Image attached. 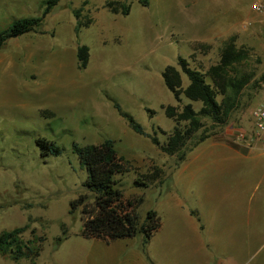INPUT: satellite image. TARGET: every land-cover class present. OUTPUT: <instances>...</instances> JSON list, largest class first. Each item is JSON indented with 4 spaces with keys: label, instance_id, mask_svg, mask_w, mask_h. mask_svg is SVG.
<instances>
[{
    "label": "rangeland",
    "instance_id": "374dc122",
    "mask_svg": "<svg viewBox=\"0 0 264 264\" xmlns=\"http://www.w3.org/2000/svg\"><path fill=\"white\" fill-rule=\"evenodd\" d=\"M45 1L0 0V30L39 15ZM105 1L60 0L36 30L9 38L0 49V233L26 226L22 239L40 247L34 260L0 252V264H264V153L245 157L231 148L239 146L233 132L251 126L250 112L260 101L264 16L251 9L252 0H203L198 6L188 0H120L130 5L126 15L110 11ZM75 9L81 20L90 19L88 26L77 29ZM213 22L219 30L204 42L209 47L194 49L199 42L187 37ZM230 38L245 53L238 67L249 82L227 123L201 118L197 134L214 129L176 166V156L135 133L114 104L165 141L175 122L163 106L177 101L161 72L167 64L176 66L178 55L207 69ZM80 45L89 47L83 69L75 55ZM187 102L182 95L180 104ZM38 137L55 140L62 153L41 156ZM104 138H112L118 155L129 160L118 176L124 198L142 197L140 216L152 208L161 218L145 245L140 235L86 238L80 207L69 212L71 200L88 194L82 185L86 172L71 145ZM152 166L162 169V182L136 186V177Z\"/></svg>",
    "mask_w": 264,
    "mask_h": 264
},
{
    "label": "trees",
    "instance_id": "16d2710c",
    "mask_svg": "<svg viewBox=\"0 0 264 264\" xmlns=\"http://www.w3.org/2000/svg\"><path fill=\"white\" fill-rule=\"evenodd\" d=\"M58 1L60 0H46L39 15L20 17L7 29L0 30V49L9 38L36 30ZM140 3L146 4L147 0H140ZM104 5L116 15H126L130 11V5L125 1L106 0ZM80 11L75 9L73 13L77 19V29L88 26L90 23L89 18L85 21L81 20ZM208 47L209 44L204 42L194 44V49ZM88 51L87 45L78 46L75 53L78 68L83 69L87 66ZM244 55L243 50L236 48L230 38L226 41L219 60L207 69L198 65L192 66L188 58L180 55L177 56L176 66L171 64L165 66L161 76L177 104L168 103L163 106L164 114L175 122L174 128L167 133L163 142L145 132L143 126L132 115L123 111L118 103L114 104V109L128 120L135 133L149 136L159 150L170 156H176V166H178L185 159L187 150L203 141L214 129V127L203 129L197 134V131L204 126L201 118L206 117L214 125L222 126L228 122L231 111L238 106L240 92L250 78L238 67ZM191 57H194L193 54ZM181 74L188 79L186 86H183ZM261 78L264 80V74ZM182 95L191 102H200L201 107L196 110L191 102L180 104ZM148 110L153 113L151 109ZM36 143L43 157L51 155L56 157L62 153V148L53 139L38 137ZM114 146L115 142L112 138H104L98 144L72 143L71 150L77 156L80 167L86 172L82 185L88 194H80L77 199L71 200L69 212L80 207L84 217L81 234L86 238L114 241L132 239L140 235L141 243L145 245L160 229L161 218L152 208L146 210L144 217L140 216L136 206L142 202V197L133 200L124 198L123 192L118 187V176L128 170L129 160L118 155ZM162 173L160 167L152 166L151 170L140 173L136 177L135 185L147 187L156 182H162ZM190 212L200 221L196 211ZM201 224H199L200 228ZM25 228L26 226H15L9 230H3L0 233V252L9 253L15 260L21 258L34 260L39 255L40 247L30 240L22 239ZM64 238L65 233L58 236L55 240L56 245Z\"/></svg>",
    "mask_w": 264,
    "mask_h": 264
},
{
    "label": "built area",
    "instance_id": "2783aa9c",
    "mask_svg": "<svg viewBox=\"0 0 264 264\" xmlns=\"http://www.w3.org/2000/svg\"><path fill=\"white\" fill-rule=\"evenodd\" d=\"M251 9L264 16V0H252ZM260 101L250 112L251 126L240 128L233 132V140L247 147H261L264 149V81L261 87Z\"/></svg>",
    "mask_w": 264,
    "mask_h": 264
},
{
    "label": "crops",
    "instance_id": "0c3cea01",
    "mask_svg": "<svg viewBox=\"0 0 264 264\" xmlns=\"http://www.w3.org/2000/svg\"><path fill=\"white\" fill-rule=\"evenodd\" d=\"M200 1L203 0H188L189 3L192 2V5H200ZM204 3H202L203 5ZM213 24V25H212ZM216 22L211 23V25L208 23V25L203 26V30L202 32L196 31L195 33H193L194 35H191L188 38V40L194 41V42H205L208 41L209 39H213L215 37L217 30H219L217 28ZM239 146L231 147L234 151L236 152H242L243 155H245V157H253L256 156L255 155V151L256 150H260L262 153H264V149H262L261 147L255 146V147H247L244 144L238 143ZM242 146V147H241ZM261 148V149H260ZM227 162L230 161V159H226Z\"/></svg>",
    "mask_w": 264,
    "mask_h": 264
}]
</instances>
